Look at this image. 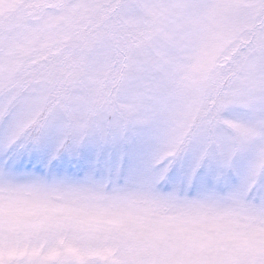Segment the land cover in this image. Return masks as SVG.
<instances>
[{"label":"snow or ice","instance_id":"obj_1","mask_svg":"<svg viewBox=\"0 0 264 264\" xmlns=\"http://www.w3.org/2000/svg\"><path fill=\"white\" fill-rule=\"evenodd\" d=\"M0 264H264V0H0Z\"/></svg>","mask_w":264,"mask_h":264}]
</instances>
